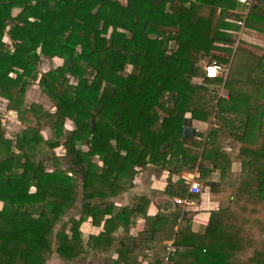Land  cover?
I'll use <instances>...</instances> for the list:
<instances>
[{"label":"trees","instance_id":"1","mask_svg":"<svg viewBox=\"0 0 264 264\" xmlns=\"http://www.w3.org/2000/svg\"><path fill=\"white\" fill-rule=\"evenodd\" d=\"M233 1L0 0V35L10 25V44L0 41V97L25 126L14 139L0 126V264H42L54 252L61 264H76L87 247L99 249L106 225L135 215L106 198L131 188L147 164L196 169L218 202L204 231L188 240L187 212L155 216L153 233L168 225L171 233L181 218L168 264H264V51L248 75L207 77L199 62L227 63L212 51L231 52L239 24L225 17ZM242 27L264 32V0ZM54 57L61 64L40 73L38 63ZM29 79L55 111L23 104ZM221 83L227 97L216 100L205 87ZM212 107L219 126L203 137L192 121L209 120ZM40 119H52L55 139L43 138ZM61 136L80 175L61 169L53 154L52 169L44 166L39 145L51 151ZM214 170L217 182L208 180ZM169 182L168 194L187 186L184 178ZM78 197L79 215L58 223ZM94 197L104 200L91 206ZM88 215L111 219L84 239L79 224Z\"/></svg>","mask_w":264,"mask_h":264},{"label":"crops","instance_id":"2","mask_svg":"<svg viewBox=\"0 0 264 264\" xmlns=\"http://www.w3.org/2000/svg\"><path fill=\"white\" fill-rule=\"evenodd\" d=\"M243 11L244 6L234 0L233 7L228 9L229 14L225 17L226 21L230 23L236 21L237 23V21L241 19ZM247 13L244 15L245 17ZM235 14H238V16H235ZM233 34L234 42L231 45V52L229 54L220 50L212 51L214 55L225 57L228 60L227 63L224 64L226 70L222 76L223 79L228 70L242 75L250 74L264 51V32L239 25ZM205 61L206 59L203 58L199 60L201 66H203ZM192 81L201 83L202 78L193 77ZM208 86L210 90H213V88L215 89V91L212 92L216 100L219 97H227L223 83L218 85L219 88L216 87V84ZM186 116H188V114ZM210 118L207 121H192L193 127L197 131L202 132L204 135L203 137H206L211 128L219 126L215 118ZM98 164L100 165V163ZM165 172H167V176L163 175ZM194 176L202 185L199 193H189L188 191L189 179ZM219 176V172L214 170L211 172L208 180L217 182ZM178 178H184L187 185L186 188L180 191L179 194H168L166 192V187L167 185H172L169 184V180L174 183ZM160 184H163V187L157 186ZM176 198H182L184 202L176 203ZM106 199L111 200L114 205L127 207L133 210V214L135 215L130 218H117L120 220L117 227L112 228V222L106 225V227H108L107 230H109L106 244L101 245L100 248L96 250L87 247L84 257L76 262V264H159L164 254L165 246L168 243H173L175 247H177L174 243V238L181 218L177 219L171 233L169 225L166 227V230H164L162 226H158V228L161 229L153 233L152 228H157V223H159L157 218H155L156 215L172 213L178 210L181 214L182 212H187L188 218L186 219V225L190 232L186 230L184 239L188 240L192 237L190 233H202L204 231L210 211L218 207V202L210 196L207 182L204 183L197 178L196 169L188 170L183 168L179 173H169L165 168L152 164L137 168V173L131 188L111 197H107ZM103 200L104 199L100 197H94L91 206H97V204ZM211 204H215L216 207L212 208L205 206ZM74 205L76 207V215H79L83 206V201L77 199ZM153 209L155 210L154 214H150ZM205 212L208 213L206 221L200 219ZM89 217V215L85 216L79 224V231L84 239L88 238L90 235L96 236L101 233L104 230V219H111L103 218L97 223L95 218L94 220L92 218L89 220ZM105 217H110V215L106 214ZM66 219L62 218L61 220L64 221ZM125 219H128V221ZM183 229H185V226ZM112 238L117 241V245H115V241L112 240ZM113 254L116 256L115 259H113Z\"/></svg>","mask_w":264,"mask_h":264},{"label":"rangeland","instance_id":"3","mask_svg":"<svg viewBox=\"0 0 264 264\" xmlns=\"http://www.w3.org/2000/svg\"><path fill=\"white\" fill-rule=\"evenodd\" d=\"M124 1V0H121ZM16 8L12 9V12L15 10ZM8 45L10 44L9 42H6ZM61 64V59L54 57L51 61H49L48 59H42L39 63H38V71L44 72L47 71L50 67L53 66H57ZM130 65L125 67V72H128L130 70ZM70 84H74L75 80L73 78H70L69 81ZM216 87L219 88V86L217 85ZM207 93L209 92L210 94H212L210 91H215V89L213 88V90L209 89L208 87ZM207 90V89H206ZM210 90V91H209ZM30 103H34V104H39L43 107L44 110L49 111V112H53L52 108H53V104L52 102H50L48 99H46L45 96L42 95L41 91H40V87L37 84V81H32L29 79V84L25 90L24 93V100H23V104L24 105H29ZM7 105V101L5 98L0 97V119H2V123H0V126L2 127L5 136L14 139L22 129L25 128V126L17 119V115L15 116V118H9L6 114L8 113L9 109H7L6 107ZM214 107V106H213ZM212 107L213 111L211 114V118H214V108ZM16 113V112H15ZM214 121V120H213ZM53 122L52 119H40L39 121V131L41 132L43 138L45 139H55L54 135H53V131L52 128L50 126V123ZM69 124L68 121L65 122V124ZM65 129H68L67 127H65ZM64 136H61V138L59 139V144L52 149L51 151L47 150V146L44 143H41L39 146L43 147V151L40 153L41 154V159L44 163V166L47 169H52V155L53 154L55 157H57L56 161L59 164V167L61 169H63L64 171H66L68 174H78L80 175V172L78 171V166H76L73 162H72V155L69 154L68 151V144H66L65 139L63 138ZM58 146H62V154H57L55 149ZM46 149V150H45ZM37 152H39V150H37ZM81 197L78 198V200ZM76 215V207L75 205L70 208L69 210H67L66 214L64 215V217L62 218H68L70 216ZM59 223L62 222V220L58 221ZM199 261V260H198ZM63 261L59 259L58 255L54 252L52 254V256L47 259L44 263L42 264H61Z\"/></svg>","mask_w":264,"mask_h":264},{"label":"built area","instance_id":"4","mask_svg":"<svg viewBox=\"0 0 264 264\" xmlns=\"http://www.w3.org/2000/svg\"><path fill=\"white\" fill-rule=\"evenodd\" d=\"M238 3H241L244 6V11L241 16V19L237 21L239 25H242V20L245 17L244 15L248 12L249 8L257 1V0H235ZM129 66V65H127ZM204 74L207 77L218 78L224 75L226 70L224 64L217 62L216 60L209 59L203 63ZM231 143V141H230ZM195 174V173H194ZM202 185L200 181L196 180L195 176L189 179L188 191L189 193H199L201 191ZM176 203H183L184 200L182 198H176ZM176 247L173 243H168L165 246L164 254L160 259L159 264H168L170 256L174 254Z\"/></svg>","mask_w":264,"mask_h":264},{"label":"clouds","instance_id":"5","mask_svg":"<svg viewBox=\"0 0 264 264\" xmlns=\"http://www.w3.org/2000/svg\"><path fill=\"white\" fill-rule=\"evenodd\" d=\"M33 3H35V0H33ZM19 10H20L19 8H16V9L11 13V15L15 16V15L17 14V12H19ZM28 19L31 21V20L34 19V17L29 16ZM9 27H10V25H5V33H4L3 35H0V41H3V42H9V36L7 35V29H8ZM38 51H39V49H37V52H38ZM14 75H15V73H13V72H9V76H14ZM52 111H55V108H54V107L52 108ZM6 115H7L9 118H15L16 113H15L14 110H11V109H10ZM2 122H3L2 119H0V123H2ZM65 127L69 128V130H71V125H70V124H67V123H66V124H65ZM55 151H56L57 154H62V146H58V147L55 149ZM99 163L102 164V161L99 162ZM163 175H164V176H167V172H165ZM174 179H175V177H174ZM157 186H159V187H163V184H160V185H157ZM29 191H35V186H30ZM205 206H206V207H212V208H215V207H216L215 204L205 205ZM154 211H155V210L153 209V210L150 212V214H154ZM207 217H208V213L205 212V213L202 214V216L200 217V219L206 221V220H207ZM88 219L90 220L91 217H89ZM115 258H116V256H115V254H113V259H115Z\"/></svg>","mask_w":264,"mask_h":264}]
</instances>
